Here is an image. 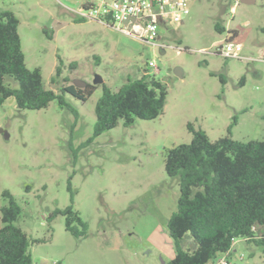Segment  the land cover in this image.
Wrapping results in <instances>:
<instances>
[{"label": "rangeland", "instance_id": "rangeland-1", "mask_svg": "<svg viewBox=\"0 0 264 264\" xmlns=\"http://www.w3.org/2000/svg\"><path fill=\"white\" fill-rule=\"evenodd\" d=\"M78 1L0 0V8L19 18L26 64L41 69L48 88L60 92L75 79L103 78L86 101L66 94L77 115L57 99L42 109L19 108L15 97L5 100L0 208L9 190L22 207L17 224L31 240L33 264H163L175 251L167 224L180 195L179 177L165 169L167 150L192 140L189 124L211 140H264V0L239 1L234 12V0H192L184 23L162 24L156 44L78 20L72 10ZM218 22L224 32L216 30ZM227 37L242 44L244 58L215 52ZM144 73L167 85L163 113L128 126L121 119L94 137L103 84L117 91ZM70 204L88 224L83 237L66 229L63 214L49 221L55 209ZM226 260L264 264V252L237 239Z\"/></svg>", "mask_w": 264, "mask_h": 264}, {"label": "trees", "instance_id": "trees-1", "mask_svg": "<svg viewBox=\"0 0 264 264\" xmlns=\"http://www.w3.org/2000/svg\"><path fill=\"white\" fill-rule=\"evenodd\" d=\"M19 24L12 10L0 8V108L9 97H15L23 109H42L57 99L61 107L77 115L66 94L86 101L97 84L78 87L72 83L60 92L48 88L41 69L26 64ZM215 27L219 32L226 30L219 22ZM44 32L51 37L47 28ZM60 73L58 65L56 75ZM167 94L165 82L149 73L128 78L117 91L104 83L95 106L93 136L117 126L121 119L128 126L136 118H157L164 111ZM189 129L192 140L172 146L166 154V172L179 177L180 195L167 224L175 255L163 264H207L218 255L229 257L237 239L254 243L264 252V140L245 142L230 135L211 140L205 130L192 124ZM3 196L8 203L0 208V264H33L31 240L17 224L22 207L9 190ZM57 214L66 216V229L73 235L87 234L88 224L72 204L55 209L49 221ZM186 238H190L188 247Z\"/></svg>", "mask_w": 264, "mask_h": 264}, {"label": "built area", "instance_id": "built-area-1", "mask_svg": "<svg viewBox=\"0 0 264 264\" xmlns=\"http://www.w3.org/2000/svg\"><path fill=\"white\" fill-rule=\"evenodd\" d=\"M192 0H80L73 12L81 19L98 21L148 43L156 44L160 27L178 26L190 14ZM240 0H235L231 11ZM243 46L227 37L215 52L228 58H244ZM156 67V66H155ZM218 264H230L226 256Z\"/></svg>", "mask_w": 264, "mask_h": 264}, {"label": "water", "instance_id": "water-1", "mask_svg": "<svg viewBox=\"0 0 264 264\" xmlns=\"http://www.w3.org/2000/svg\"><path fill=\"white\" fill-rule=\"evenodd\" d=\"M241 2L243 3H252L254 2V0H240ZM175 73L179 76H181L183 73H182V70L177 68L175 70ZM94 84H99V83H103V78L101 75H96L95 78H94V81H93ZM74 84L78 87H83V86H86L87 85V82L86 81H79L78 79H75L74 80Z\"/></svg>", "mask_w": 264, "mask_h": 264}, {"label": "crops", "instance_id": "crops-1", "mask_svg": "<svg viewBox=\"0 0 264 264\" xmlns=\"http://www.w3.org/2000/svg\"><path fill=\"white\" fill-rule=\"evenodd\" d=\"M256 0H254V2H255ZM254 2H252V3H254ZM246 4H248V3H246ZM235 31V30H234ZM174 255H175V251L171 254V257L173 258L174 257Z\"/></svg>", "mask_w": 264, "mask_h": 264}]
</instances>
